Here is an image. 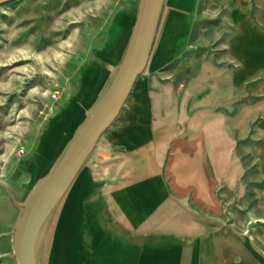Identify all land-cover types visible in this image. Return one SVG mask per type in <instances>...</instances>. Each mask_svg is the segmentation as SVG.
I'll list each match as a JSON object with an SVG mask.
<instances>
[{
    "label": "crops",
    "instance_id": "1",
    "mask_svg": "<svg viewBox=\"0 0 264 264\" xmlns=\"http://www.w3.org/2000/svg\"><path fill=\"white\" fill-rule=\"evenodd\" d=\"M176 2L145 72L72 188L59 264L63 254L69 264L254 263L253 241L233 220L212 213L203 222L195 208L199 197L217 194L219 181L228 195V182L240 179L242 211L264 212V0H225V19L219 15L210 29L200 19L207 0H195L193 10ZM138 6L127 0L116 9L101 44L42 121L20 160L22 186L11 183L14 194L33 188L100 94ZM43 130L44 140L55 138L49 153Z\"/></svg>",
    "mask_w": 264,
    "mask_h": 264
},
{
    "label": "rangeland",
    "instance_id": "2",
    "mask_svg": "<svg viewBox=\"0 0 264 264\" xmlns=\"http://www.w3.org/2000/svg\"><path fill=\"white\" fill-rule=\"evenodd\" d=\"M126 1L10 0L0 4V264H17L12 234L21 204L32 189L30 186L21 194L13 193L11 183L17 191L22 186L18 175L24 164L20 160L36 140L42 121L52 114L77 80L87 54L101 44L114 12ZM134 1L139 5V0ZM175 1L179 7L191 10L196 4L195 0ZM215 1V7H211L212 0H207L206 14L200 18L208 29L216 24L219 15L226 17L225 0ZM209 37L205 36L203 42ZM46 132H40L41 144H46L52 135L48 134L44 140ZM21 147L24 153H20ZM223 183L218 182L214 190L217 194L199 197L202 206L195 208L196 219L204 222L215 213L219 220H233L234 230L246 233L253 241L252 261L264 263V212L242 211L244 196L240 179L228 182L231 191L228 195L222 194L226 187ZM252 199L258 200L259 196ZM211 203L218 204V211L211 210L215 208ZM244 220L250 223L249 227L243 228ZM61 225L54 264L60 262L64 222ZM61 262L67 264L65 254Z\"/></svg>",
    "mask_w": 264,
    "mask_h": 264
},
{
    "label": "water",
    "instance_id": "3",
    "mask_svg": "<svg viewBox=\"0 0 264 264\" xmlns=\"http://www.w3.org/2000/svg\"><path fill=\"white\" fill-rule=\"evenodd\" d=\"M7 1L10 0H0V4ZM168 4L169 0H139L136 19L119 62L82 121L68 135L60 153L21 204L12 234L17 264H54L58 232L72 188L145 72Z\"/></svg>",
    "mask_w": 264,
    "mask_h": 264
},
{
    "label": "bare ground",
    "instance_id": "4",
    "mask_svg": "<svg viewBox=\"0 0 264 264\" xmlns=\"http://www.w3.org/2000/svg\"><path fill=\"white\" fill-rule=\"evenodd\" d=\"M134 22H135V17H134V20H133V22H132L131 27L134 25ZM123 43H124V39H123V42H122V44H121L120 49L122 48ZM54 140H55L54 136L50 135V136H49V140H47V143L43 145V146H44V150H45L46 153H49V152L54 148V144H55V143H54ZM44 142H45V141H44ZM40 170H41V168L38 167V168H36L33 172H34V173H38V172H40ZM72 231H73V226H72V230H70V233H69L70 236H71V234H72ZM68 262H69V261H68V258H67V264H69Z\"/></svg>",
    "mask_w": 264,
    "mask_h": 264
},
{
    "label": "built area",
    "instance_id": "5",
    "mask_svg": "<svg viewBox=\"0 0 264 264\" xmlns=\"http://www.w3.org/2000/svg\"><path fill=\"white\" fill-rule=\"evenodd\" d=\"M25 149L23 147L20 148V153H24Z\"/></svg>",
    "mask_w": 264,
    "mask_h": 264
}]
</instances>
